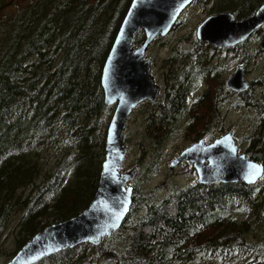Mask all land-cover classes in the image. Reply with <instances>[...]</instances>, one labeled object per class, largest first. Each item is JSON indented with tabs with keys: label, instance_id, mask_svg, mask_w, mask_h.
<instances>
[{
	"label": "trees",
	"instance_id": "16d2710c",
	"mask_svg": "<svg viewBox=\"0 0 264 264\" xmlns=\"http://www.w3.org/2000/svg\"><path fill=\"white\" fill-rule=\"evenodd\" d=\"M130 1L23 0L13 6V0H5L0 6V241L12 219H18L15 248L8 258L48 224L80 212L94 195L114 107L104 103L100 75ZM211 1V12L230 11L239 19L264 2ZM262 28L228 49L195 39L181 55L173 49L162 59L161 94L155 102L145 100L134 108L147 106L150 156L134 165L138 169L130 182L132 203L124 222L98 245L80 243L35 264H190L194 255L201 259L200 254L215 249L220 251L215 257L223 262L229 255L242 254L253 257V264L258 263L256 258L261 261L264 236L253 243L246 233L264 232L259 213L264 172L247 185H171L161 198L156 188L143 191L139 183L143 175H150L157 147L185 110L187 85L194 79H216L227 68L209 65L208 52L216 56L223 52L221 56H231L245 67L256 63L248 44ZM143 38L140 29L133 45ZM263 38L257 36L259 41ZM257 50L258 57L264 54L260 47ZM257 75L241 95V106L254 112L243 153L264 166V68ZM205 97L203 92L193 103ZM215 116L206 125L207 132H197L193 140L209 136ZM126 138L123 134L124 143ZM242 202L253 210L248 221L234 213ZM207 232L211 236L206 237Z\"/></svg>",
	"mask_w": 264,
	"mask_h": 264
},
{
	"label": "water",
	"instance_id": "95a60500",
	"mask_svg": "<svg viewBox=\"0 0 264 264\" xmlns=\"http://www.w3.org/2000/svg\"><path fill=\"white\" fill-rule=\"evenodd\" d=\"M191 0H131L120 22L104 60L100 85L104 103L113 104L106 127L104 157L98 183L90 202L77 214L45 226L27 240L4 264H35L59 251L80 243L98 245L124 222L130 211L133 187L130 183L137 166L122 171L128 148L123 141L127 120L141 102L155 101L158 86L151 75L146 51L150 42L169 32L181 10ZM264 25V2L252 14L235 20L233 14L222 11L208 14L194 29L195 38L222 48L233 47ZM143 30L144 38L136 46L133 37ZM258 46L264 49V42ZM231 91H243L247 83L243 67L236 65L224 79ZM179 162H189L195 182H241L253 184L263 172V165L238 152L230 131L223 132L208 143L201 138L182 148L168 162L174 168Z\"/></svg>",
	"mask_w": 264,
	"mask_h": 264
},
{
	"label": "rangeland",
	"instance_id": "374dc122",
	"mask_svg": "<svg viewBox=\"0 0 264 264\" xmlns=\"http://www.w3.org/2000/svg\"><path fill=\"white\" fill-rule=\"evenodd\" d=\"M211 2V0H191V3L185 5L181 10L180 16L175 20L176 23L172 26V29L164 36L157 37V39H154L150 43L146 52V58L151 61V74L154 81L160 87V90L162 89V82L159 78L163 74L162 67H160L162 59L169 55L173 49H176L180 55L184 53L183 47L195 40L194 29L196 24L208 14L222 12H211L210 8L214 5ZM4 4L5 0L0 2V6ZM16 4H23V0H13V6ZM234 19L237 20L239 18ZM262 34L264 35L263 28L256 33V37H253V39L249 41L250 44H248V46L252 49V60L257 58V62L255 63V60L252 62L250 61L246 67L237 63L236 59L231 56L228 58L227 56H221L223 52L218 56H216V52L214 54L208 52L209 56L207 57L209 59V65L213 64L216 65V67L227 65V68L221 69L216 79L213 78V80H208L207 82L199 81L198 85H190L188 94L184 99L186 105L185 110L182 114L177 116L171 134H169L160 146L157 147L156 151L158 153L155 155L156 160L151 161L152 163L148 170L150 175H143L145 178L141 177V181L137 179L140 181V189L145 191L156 188L157 197L161 198L168 193L171 185L173 187L187 188L194 180V170L191 164L189 162H179L174 168H169L168 162L170 159L174 158L182 148H185L186 145L194 141L192 136L195 137L197 132L203 129L206 130V125H208L211 118L215 115L212 129L208 130V132L210 131L209 136H206L208 134L205 133L206 135L198 136L197 139L201 138L204 142L208 143L214 137L220 136L223 132L230 131L234 138L237 151L243 152L247 135L252 131L250 122L254 112L252 109L243 108L241 106L242 99L238 94H229L226 92L223 87V81L236 65H240L241 67L243 66L244 80L247 83L249 81L255 82L258 76L257 74L264 68V54L260 57L257 56V48H259L258 44L260 42L259 39L257 40V36L260 35L262 37ZM261 41L264 42V38ZM3 53L5 54V48L3 49ZM186 62H188V60ZM219 83L222 84V87H219L218 93H220V95L217 97L215 104L213 97L215 96V89L219 86ZM202 91H205L206 97L199 103L194 104L193 102L196 96ZM213 106H215V108H213ZM146 108L147 106L144 103L138 109L133 110L126 123L124 136H127L125 144L128 148V154L122 165V171L129 170L136 165L138 161H145V157L150 156L148 140L145 135ZM143 179L145 180L142 182ZM261 197L263 200H261L259 204V213L264 217V192L260 193V198ZM252 212L253 210L250 209V205L248 204V206L245 207L243 206V202L234 210V213L239 216V219H245L247 221L252 216ZM17 220V218L12 219L0 241V264H4L9 259L8 257L11 252L14 251L15 246L13 238L16 232ZM261 235L264 236L263 231H261V233L258 231H249L246 233L248 241L253 243L257 241V236L260 237ZM208 236H211L210 232H207L206 237ZM206 237H201L200 240ZM260 247L263 250L262 255H260L261 261H258V258H256V260L258 262L257 264H264V240ZM246 255L247 254L238 256L229 255L223 262L218 257L210 256L208 253H202L200 254L201 259L198 254L194 255L190 264H253L255 259L253 257L248 258Z\"/></svg>",
	"mask_w": 264,
	"mask_h": 264
},
{
	"label": "flooded vegetation",
	"instance_id": "af4514ba",
	"mask_svg": "<svg viewBox=\"0 0 264 264\" xmlns=\"http://www.w3.org/2000/svg\"><path fill=\"white\" fill-rule=\"evenodd\" d=\"M164 36V35H163ZM195 36V35H194ZM159 37H162V36H159ZM154 39H157V38H154ZM153 39V40H154ZM196 39V38H195ZM152 40V41H153ZM196 40H198V39H196ZM151 41V42H152ZM200 41V40H199ZM150 42V43H151ZM202 42H204V41H202ZM206 43V42H205ZM208 44V43H207ZM210 45V44H209ZM150 46V45H149ZM211 46H213V45H211ZM213 47H215V46H213ZM216 48V47H215ZM220 48H222V47H220ZM147 52V51H146ZM150 66H151V61H150ZM243 67V66H242ZM152 75V74H151ZM153 77V76H152ZM196 78H197V76H195ZM154 80V79H153ZM195 80V82L193 83V82H191V84H193V85H198V82L199 81H197V80H201V79H194ZM181 81H182V83H184L185 82V79L184 78H181ZM155 82V81H154ZM156 83V82H155ZM247 83V82H246ZM157 84V83H156ZM191 84H188L187 86H188V88H187V90L189 91V88H190V85ZM223 84H224V81H223ZM158 86V85H157ZM221 87H222V85H221ZM223 87H224V89H225V91L226 92H228L229 94H231V93H236V94H238L239 95V97L242 99V97H241V95H243L244 94V92L247 90V88H248V83H247V86H246V88L241 92V91H230L225 85H223ZM160 87L158 86V95H157V97H156V99L158 98V96H159V93H160ZM188 91H187V94H188ZM203 92H205V91H202V92H200L198 95H200V94H202ZM220 95V93H218L217 91H215V96L213 97V99H214V103L216 104V100H217V97ZM197 97V96H196ZM156 99H155V101H156ZM196 100V99H195ZM194 100V101H195ZM155 101H153V102H155ZM185 107H186V105H185ZM213 108H215V106H213ZM237 148V147H236ZM263 173V172H262ZM261 176H262V174H261ZM260 176V177H261ZM195 173H194V180H193V182L190 184V185H197V186H202V187H205V185L207 184V185H211V184H213V183H217V182H212L211 184H208V183H199V184H196V182H195ZM259 177V178H260ZM259 180V179H258ZM257 180V181H258ZM257 181H255V182H257ZM254 182V183H255ZM241 183V182H240ZM189 186V185H188ZM197 250H199V249H197ZM220 253V251L219 250H217V249H215V250H212V251H209V255L210 256H217L218 254ZM175 260V259H174Z\"/></svg>",
	"mask_w": 264,
	"mask_h": 264
},
{
	"label": "bare ground",
	"instance_id": "6f19581e",
	"mask_svg": "<svg viewBox=\"0 0 264 264\" xmlns=\"http://www.w3.org/2000/svg\"><path fill=\"white\" fill-rule=\"evenodd\" d=\"M128 121V120H127ZM128 154V153H127ZM264 170V169H263Z\"/></svg>",
	"mask_w": 264,
	"mask_h": 264
}]
</instances>
